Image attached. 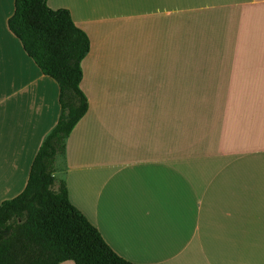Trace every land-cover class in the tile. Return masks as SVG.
Instances as JSON below:
<instances>
[{"label":"crops","instance_id":"1","mask_svg":"<svg viewBox=\"0 0 264 264\" xmlns=\"http://www.w3.org/2000/svg\"><path fill=\"white\" fill-rule=\"evenodd\" d=\"M89 39L53 175L133 264H264V0H47ZM0 0V204L61 112ZM59 264H74L64 261Z\"/></svg>","mask_w":264,"mask_h":264},{"label":"trees","instance_id":"2","mask_svg":"<svg viewBox=\"0 0 264 264\" xmlns=\"http://www.w3.org/2000/svg\"><path fill=\"white\" fill-rule=\"evenodd\" d=\"M47 0H14L9 30L41 72L59 86L61 112L31 164L24 190L0 204V264H133L119 257L98 230L68 200L63 180L53 175L65 141L87 111L80 90L87 35L66 9Z\"/></svg>","mask_w":264,"mask_h":264},{"label":"rangeland","instance_id":"3","mask_svg":"<svg viewBox=\"0 0 264 264\" xmlns=\"http://www.w3.org/2000/svg\"><path fill=\"white\" fill-rule=\"evenodd\" d=\"M59 162H61L60 161V155L57 156V160H56L57 166H58ZM55 166H56V164H55Z\"/></svg>","mask_w":264,"mask_h":264}]
</instances>
